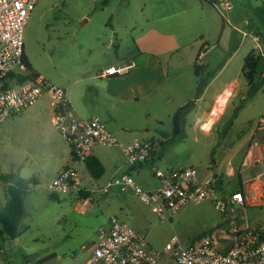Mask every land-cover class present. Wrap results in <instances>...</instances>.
I'll list each match as a JSON object with an SVG mask.
<instances>
[{"label":"rangeland","instance_id":"obj_1","mask_svg":"<svg viewBox=\"0 0 264 264\" xmlns=\"http://www.w3.org/2000/svg\"><path fill=\"white\" fill-rule=\"evenodd\" d=\"M232 2L235 8L226 11L221 15L222 18L229 17L232 22L235 20L238 23L247 13L260 29L259 33L251 32L250 36L244 38V46L224 66L222 76L240 84V93L233 100L237 107L219 117L210 127V135H205L199 127H189V123L200 121L201 116H188L184 134L177 136V140L170 144L165 143L168 145L167 149L165 147V150L157 152L160 156L157 166L162 169L168 168L167 166L193 165L202 170L208 165L211 154L217 159L220 152L219 143L230 144L264 113V55L260 56L257 48L255 53L258 62L255 64L251 82L242 74L244 58L254 44V34L258 35L257 41L264 51V19H260L259 13L264 0ZM121 6L120 0H115L110 5L107 0H37L23 28L25 51L33 67L67 92H70L71 86L77 88L82 83L86 88V83L90 80L81 78L91 73L97 64L105 65L113 56L115 47L108 45L110 27L107 22L110 14L120 12L129 20H134L138 15L136 10L119 9ZM232 13H235L233 18L237 16L236 19L232 18ZM113 19L114 17L111 18L112 21ZM223 23L224 30L220 42L223 50L219 46L212 48L210 42L204 49L207 54L202 61L209 62L210 70L220 68L237 41L243 37L242 31L231 28L226 21ZM241 29L249 31L244 25ZM80 95L78 93V96ZM139 105L143 106L142 103L135 102L104 101L99 106V118L109 120V123L105 122L111 131L116 124L121 123L127 130L135 131L137 137L144 136L140 125L146 126L155 136L160 133L171 134V118L162 117L160 122L152 117H140ZM113 133L118 136L116 132ZM210 141H213L212 147L207 146ZM67 147V142L50 121L49 105L44 96L30 107L5 116L2 120L0 213L4 210L7 200L6 185L10 183L3 179L4 175L12 174L11 181L18 180L17 173L35 176L39 180L35 189L24 193L23 210L16 223L17 236L12 238L6 233L0 235V259L3 264L83 262L91 252L96 229L105 224L111 215L116 214L132 225L129 219L115 208L110 194L98 192L96 198L95 195L93 197L89 194L87 198L90 203L83 212L73 205L74 202H83V196L77 192L57 193L56 198L50 197L51 192L45 185L51 180L49 168L56 161L53 153L58 150L66 153ZM131 174L133 175L132 172ZM114 195L120 197L119 193ZM125 200H133V207L154 221V225L146 234V240L152 242L154 247L161 248L172 235L181 237L184 229L178 224H170L167 219H158L136 196L128 194ZM251 209L246 207L248 216L255 208ZM262 215L264 216V209ZM180 241L185 244L182 237ZM158 264L175 263L168 255H164Z\"/></svg>","mask_w":264,"mask_h":264},{"label":"crops","instance_id":"obj_2","mask_svg":"<svg viewBox=\"0 0 264 264\" xmlns=\"http://www.w3.org/2000/svg\"><path fill=\"white\" fill-rule=\"evenodd\" d=\"M113 1L115 0H107V3L110 5ZM232 3L231 9H234L235 4ZM121 4L119 9L136 10L138 15L134 20H129L120 12L110 14L107 22L110 27L108 45L115 47L111 59L106 61L105 65L97 64L98 66L91 73L81 78L90 80L86 83V88L84 83L77 88L71 86L70 92L63 88L68 95L74 114L78 117H99L101 116L99 106L104 101L142 103V107L139 105L140 117H152L160 122L162 117L171 118L172 131L173 113L178 107L191 100L193 104L185 112L182 133L179 135L184 134L185 122L190 115L202 118L200 121L189 123V127L192 129L199 127L205 135H210L212 131L210 127L217 122L219 117L237 107L233 100L240 93V84H235L233 79L222 76L224 66L244 46L246 36H250L251 32H260L258 24L247 13L238 22L239 24L235 20L232 22L229 17L222 18L221 15L226 11L220 13L206 0H120ZM113 9L118 8L113 7ZM259 13L260 19H264V4ZM233 14L235 13H232V18ZM112 17H114L113 21ZM222 20L236 31H242L243 37L237 41L220 68L210 70L209 62L202 61L207 54L204 49L210 42L212 48L219 46L223 50L220 44L224 30ZM242 25L247 26L249 31L242 30ZM257 37V34L252 36L254 44L249 48L248 53L256 54L255 48H257L260 56H263V47L257 41ZM24 54L30 62L25 46ZM125 63H131L132 66L124 74L105 75L103 73L107 66ZM30 64L33 67L31 62ZM39 75L42 74L39 73ZM78 93L81 95L78 96ZM100 119L105 124V121L109 123L108 119L103 118V120L101 117ZM140 127L144 133L141 137H137L135 131L127 130L121 123L116 124L112 131L107 127L110 132L117 133L116 138L119 144L93 147L91 154L98 158L104 168L98 178H93L89 174L84 162L72 158L68 143L66 153L62 150L54 151L56 161L49 168L51 180L46 183L45 187L47 188L60 170L69 164L77 170L81 185L90 192V196L95 195V198L96 194L101 192L98 187L120 172L129 173L143 189L156 187L158 180L152 174V167H159L157 165L160 156L157 152L167 149L168 145L165 143L174 142L179 135L172 137L171 132V134L160 133L159 136H155L146 126L140 125ZM135 138L149 141L153 152L145 163L130 166L124 161L120 145ZM218 145H220V152H218L217 159L215 160L211 154L208 165L202 170L197 168V180L203 181L209 176L216 177L219 194L228 195L232 191L240 190L244 195V205L230 204L225 212H221L207 199L197 203H185L167 219L170 224L176 226L178 224L184 229L181 237L185 244L192 242L202 234H212L219 238L226 237L233 223L251 227L264 225L262 215L264 209V125H258L256 119L254 124L246 127L236 140L230 144L219 143ZM207 146L212 147L213 141L208 142ZM16 177L18 180L12 183L20 182L27 185L26 191L35 189L39 183L35 176L17 173ZM102 193L112 196L111 201L115 202V208L119 209L122 216L129 219L133 227L142 233L146 240L147 231L152 228L154 221H151L141 210L133 207V200L131 202L125 200L128 194L136 195L131 190L120 191L116 186ZM114 193H119L120 197H116ZM136 198L138 199L137 196ZM82 201V203L74 202L73 204L81 212L90 203L89 198H82ZM246 207L255 208L250 216L246 213ZM118 218L124 220L122 217ZM108 222L109 219L99 227L107 225ZM97 229L92 244L96 239ZM181 237H178L179 240ZM146 242L154 247L152 242L147 240ZM160 245L162 246V242ZM90 255L91 252L83 262H86Z\"/></svg>","mask_w":264,"mask_h":264},{"label":"built area","instance_id":"obj_3","mask_svg":"<svg viewBox=\"0 0 264 264\" xmlns=\"http://www.w3.org/2000/svg\"><path fill=\"white\" fill-rule=\"evenodd\" d=\"M36 1L0 0V124L5 116L23 111L44 96L50 107L51 123L69 144L73 158L84 162L95 145L119 143L98 116H76L62 87L39 74L28 76L23 28ZM206 1L220 13L233 7L230 0ZM131 66V63L110 65L103 73L124 74ZM22 76L25 78L21 79ZM257 124L264 125V114L257 118ZM120 146L124 161L130 166L148 161L153 150L149 141L138 138ZM152 174L158 185L151 189L141 188L129 173L120 172L98 190L107 192L114 186L120 191L131 190L158 219H168L187 202L207 199L221 212H225L230 204L244 205L240 190L228 195L219 194L216 177L198 181V169L193 165L167 169L153 166ZM78 177L75 167L69 164L47 188L53 193L86 190ZM164 255L175 264H264V225L251 227L233 223L226 237L202 234L188 244H182L176 235H172L161 248H156L147 244L144 235L132 225L113 215L107 225L97 229L87 261L76 264H158ZM0 264H3L1 259Z\"/></svg>","mask_w":264,"mask_h":264},{"label":"trees","instance_id":"obj_4","mask_svg":"<svg viewBox=\"0 0 264 264\" xmlns=\"http://www.w3.org/2000/svg\"><path fill=\"white\" fill-rule=\"evenodd\" d=\"M26 65L29 70L28 76L33 77L39 73L31 66L30 62L26 58ZM258 62V57L253 52H249L245 58L242 66V74L251 82V77L255 69V64ZM25 77H21L24 79ZM193 102L191 100L187 101L184 105L177 108V110L172 115V137H175L182 133V127L184 123L185 112L192 106ZM153 150H151L152 154ZM72 154V153H71ZM73 158V156H72ZM84 165L93 178H98L104 168L101 162L93 154H89L84 159ZM13 175L6 174L3 176V179L9 181L6 185L7 200L5 203L4 210L0 213V235L3 233L8 234L10 237L14 238L17 236L16 223L20 218V215L23 210V196L27 190V185L20 182L11 181ZM77 193L81 194L83 198H87L90 194L89 191L80 189ZM57 193L51 192L50 197L56 198Z\"/></svg>","mask_w":264,"mask_h":264}]
</instances>
